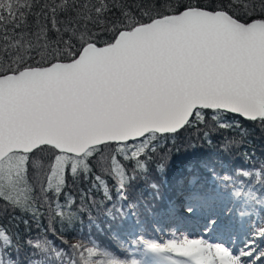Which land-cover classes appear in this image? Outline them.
Returning a JSON list of instances; mask_svg holds the SVG:
<instances>
[{
  "label": "snow or ice",
  "instance_id": "obj_1",
  "mask_svg": "<svg viewBox=\"0 0 264 264\" xmlns=\"http://www.w3.org/2000/svg\"><path fill=\"white\" fill-rule=\"evenodd\" d=\"M38 3L0 0V201L7 208L33 219L40 215L29 174L35 171L39 180L44 166L37 157L46 150L52 159L39 185L46 204V194L59 197L68 177L87 178L93 160L126 200L136 173L147 171L155 142L203 123L207 110L219 127L232 126L222 122V113L264 124V0H219L211 7L177 0L175 6L160 4L163 11L156 4L137 5L146 19H137L120 0H53L34 12ZM116 12L120 18L111 19ZM118 157L131 164V172ZM240 175L264 182V170ZM93 187L111 199L101 175ZM232 195L255 199L240 187ZM190 200L203 207L209 197L193 190ZM74 203L69 195L64 205L49 204L53 232L52 220L71 223ZM187 211H194L193 203ZM258 235L264 238V229ZM24 243L44 264H55L51 254L64 255L47 240ZM89 243L69 245L76 258L68 264H245L242 257L255 252L234 255L222 244L183 236L144 240L150 259L126 260ZM14 247L12 235L0 229V250ZM262 257L264 251L254 259ZM0 264L6 262L0 258Z\"/></svg>",
  "mask_w": 264,
  "mask_h": 264
},
{
  "label": "trees",
  "instance_id": "obj_2",
  "mask_svg": "<svg viewBox=\"0 0 264 264\" xmlns=\"http://www.w3.org/2000/svg\"><path fill=\"white\" fill-rule=\"evenodd\" d=\"M52 4L53 0H39L33 8L40 11L44 3ZM59 3L60 0H55ZM131 9L137 19H146L141 16L137 5L170 3L173 6L177 0H120ZM182 4L199 3L200 5L214 6L219 0H179ZM49 15H51L49 13ZM111 19H119V12L109 13ZM58 19H64L61 15ZM35 17L30 16L28 23L33 25ZM34 30V29H31ZM95 30V29H94ZM55 34L50 32V39ZM108 37H104L107 39ZM212 110L205 112L203 123L182 129L176 134H167L155 142L156 150L149 152L147 171L137 172L136 179L127 188V199L122 200L116 193L115 184L110 176L101 171L95 160L91 161L93 171L87 178L81 174L78 178H67V185L59 197L47 193L48 203L43 200L40 183L46 181L52 153L45 151L37 157L43 163V169L37 173L30 170V180L35 184L37 207L40 215L35 219L30 213L17 209L7 208L0 201V229H5L12 235L14 248L7 251L0 250V258L6 264H28V261L39 260L44 264L41 255H31L34 251L24 242L26 240H47L56 249L64 253L60 258L51 254L55 264H68L69 258H76L69 245L81 242L91 246L94 242L102 249L108 250L120 259L145 260L144 240H156L160 234H170L177 229L176 216L178 211L187 207L190 193L193 190L208 194L206 205L220 200L226 204L236 201L245 211V214H259L264 211V182L258 181L255 176L242 177V171L257 172L264 170V124L244 120L230 113H222V122L231 124V127H219L213 119ZM207 133V135H205ZM114 150H105V155L111 157ZM131 172V164L118 157ZM101 175L108 181L111 199L104 196L103 190L93 187L94 177ZM228 178V179H225ZM241 181L243 183L241 184ZM245 192L251 190L255 196L249 200L246 195L234 197L236 188ZM71 196L75 203L71 206L73 219L71 223L52 220L49 228L52 208L58 201L64 205L67 196ZM172 208L175 211L169 212ZM65 212L69 209L65 208ZM198 212V211H197ZM144 218V219H143ZM28 223L25 224L24 221ZM66 240L68 243H62Z\"/></svg>",
  "mask_w": 264,
  "mask_h": 264
},
{
  "label": "rangeland",
  "instance_id": "obj_3",
  "mask_svg": "<svg viewBox=\"0 0 264 264\" xmlns=\"http://www.w3.org/2000/svg\"><path fill=\"white\" fill-rule=\"evenodd\" d=\"M240 206L241 205H238L236 201L230 202L229 205L225 206L224 203L219 200L218 203L216 202L215 204L208 206L204 213L201 210L202 208L200 209L201 220H188L187 218H183L173 233L168 235L160 234L158 242L163 243L173 237L187 236L190 239H204L210 243L222 244L225 246L221 240L216 242L211 241L216 234V232L213 231L215 228L219 231V234H222L231 240V242H234V244L231 245L230 250L235 249L238 242L243 243V241L244 244L238 247L240 250L248 251L251 250V248L255 249L253 257H251L249 261H245V264H264V257L259 261L254 259L256 254L260 251H264V238H261L258 235L259 230L264 229V211H261L259 214L252 213L248 217H239V214L241 215V212H238ZM189 216L191 217V215ZM221 218H223V223L222 225L217 226ZM204 221L206 222V225L203 224L202 226V222ZM211 225L212 229L210 230ZM210 234L213 238L209 236ZM214 239L217 240V238ZM250 241H254V243L249 247L248 245ZM234 255H238V253L235 252ZM150 257L151 254H149L148 259H150Z\"/></svg>",
  "mask_w": 264,
  "mask_h": 264
},
{
  "label": "bare ground",
  "instance_id": "obj_4",
  "mask_svg": "<svg viewBox=\"0 0 264 264\" xmlns=\"http://www.w3.org/2000/svg\"><path fill=\"white\" fill-rule=\"evenodd\" d=\"M224 218V217H223ZM223 218H221L220 219V221H219V223L217 224V226H220V225H222V223H223ZM144 219V218H143ZM203 224H205L206 225V222L204 221V222H202V226H203ZM212 229V225H211V227H210V230ZM213 231H215L216 232V234L214 235V238H217V240H215L214 238H213V236L210 234L209 236L210 237H212L213 239H211V241L212 242H216V241H219L218 239H220V240H222V243L225 245V247H228L229 249H231V247L229 246V243L231 242V240H228L225 236H223L222 234H219V231H217L215 228L213 229ZM212 231V232H213ZM226 239V240H225ZM228 243V244H227ZM244 244V241H243V243H240V242H238V245L236 246V248L234 249V251H232V252H234V254H235V252H237L238 254L240 253V249L238 248L239 246H241V245H243ZM254 246H256V245H254ZM246 251V250H245ZM242 259L244 260V261H249L250 259H251V257H242Z\"/></svg>",
  "mask_w": 264,
  "mask_h": 264
},
{
  "label": "water",
  "instance_id": "obj_5",
  "mask_svg": "<svg viewBox=\"0 0 264 264\" xmlns=\"http://www.w3.org/2000/svg\"><path fill=\"white\" fill-rule=\"evenodd\" d=\"M230 114H232V113H230ZM232 115H236V116H238V117H240V118H242V119L246 120L245 118H243V117L239 116L238 114H232ZM247 121H249V120H247ZM179 132H180V131H179ZM166 135H167V134H166Z\"/></svg>",
  "mask_w": 264,
  "mask_h": 264
}]
</instances>
